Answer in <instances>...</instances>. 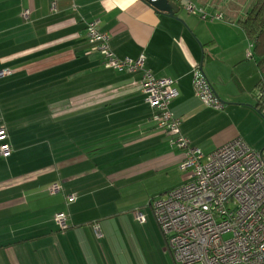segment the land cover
I'll return each instance as SVG.
<instances>
[{"label": "crops", "instance_id": "obj_1", "mask_svg": "<svg viewBox=\"0 0 264 264\" xmlns=\"http://www.w3.org/2000/svg\"><path fill=\"white\" fill-rule=\"evenodd\" d=\"M189 1L222 18L183 7L169 16L144 0H0V70H10L0 76V116L12 147L0 155V264H153L155 253L170 255L148 201L186 180L182 151L152 120L140 70L105 67L88 51L87 21L98 20L118 57L144 55L156 77L174 80L170 108L202 151L244 140L237 121L264 127L255 97L264 70L242 22L258 0ZM200 61L222 109L194 96ZM54 182L62 189L49 193Z\"/></svg>", "mask_w": 264, "mask_h": 264}, {"label": "built area", "instance_id": "obj_2", "mask_svg": "<svg viewBox=\"0 0 264 264\" xmlns=\"http://www.w3.org/2000/svg\"><path fill=\"white\" fill-rule=\"evenodd\" d=\"M171 1L202 18H222L221 13L208 14L189 0ZM28 15L29 11L23 10L22 16ZM85 34L88 51L97 52L105 67L140 70V87L144 101L153 108L152 120L169 144L182 151L179 167L188 172L186 180L148 201L172 260L176 264H264V151L255 150L238 136L209 152L191 144L180 131L181 118L170 108L178 95L174 80L156 77L144 66V55L136 59L118 57L109 46V33L99 29L98 20L86 22ZM9 73V69L0 70V76ZM190 73L194 96L207 107L222 109L224 102L213 93L201 68L195 65ZM255 97L264 115V82L257 85ZM8 140L0 116L2 157L12 151ZM61 189L60 183L54 182L47 191ZM75 199L74 193L65 195L67 203ZM134 216L139 223L145 221L139 209ZM54 220L64 227L66 214L56 213ZM93 230L101 237L97 223Z\"/></svg>", "mask_w": 264, "mask_h": 264}, {"label": "trees", "instance_id": "obj_3", "mask_svg": "<svg viewBox=\"0 0 264 264\" xmlns=\"http://www.w3.org/2000/svg\"><path fill=\"white\" fill-rule=\"evenodd\" d=\"M242 22L246 32L253 39L255 51L260 56L258 64L264 70V0L255 2Z\"/></svg>", "mask_w": 264, "mask_h": 264}, {"label": "rangeland", "instance_id": "obj_4", "mask_svg": "<svg viewBox=\"0 0 264 264\" xmlns=\"http://www.w3.org/2000/svg\"><path fill=\"white\" fill-rule=\"evenodd\" d=\"M237 122H238L241 130L242 129L248 130L247 131L248 133H246V132L241 133V136L244 138V140L255 150L260 151L262 149V151H264V137L261 138V135H260V132H262V134H264V127L257 125L255 123V121H237ZM247 134H251L250 136H253L256 139H257V137H259L260 139H258V141H256V142L250 141L249 138L247 137ZM150 211H151V208H150ZM143 214H146V213H143ZM151 214L153 215L152 211H151ZM159 252L160 253H155V257H153L154 258L153 264H176L172 260V258L170 257V255L168 253L165 254V253H162L161 251H159ZM191 264H202V263L195 262V263H191Z\"/></svg>", "mask_w": 264, "mask_h": 264}, {"label": "water", "instance_id": "obj_5", "mask_svg": "<svg viewBox=\"0 0 264 264\" xmlns=\"http://www.w3.org/2000/svg\"><path fill=\"white\" fill-rule=\"evenodd\" d=\"M145 1L151 6H153L155 9L161 12L167 13L169 16L176 15L180 10L179 5L171 0H145ZM201 64H202V61H200L199 63L200 68H201ZM211 88H212L213 93L220 99V97L218 96L212 84H211ZM223 102L226 103V101H223Z\"/></svg>", "mask_w": 264, "mask_h": 264}]
</instances>
